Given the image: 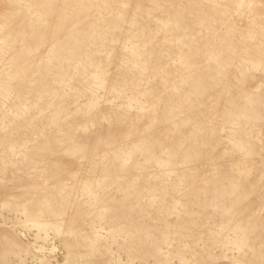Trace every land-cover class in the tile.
<instances>
[{
    "label": "rangeland",
    "instance_id": "rangeland-1",
    "mask_svg": "<svg viewBox=\"0 0 264 264\" xmlns=\"http://www.w3.org/2000/svg\"><path fill=\"white\" fill-rule=\"evenodd\" d=\"M117 2L0 0V264H264V0Z\"/></svg>",
    "mask_w": 264,
    "mask_h": 264
},
{
    "label": "bare ground",
    "instance_id": "bare-ground-1",
    "mask_svg": "<svg viewBox=\"0 0 264 264\" xmlns=\"http://www.w3.org/2000/svg\"><path fill=\"white\" fill-rule=\"evenodd\" d=\"M79 1L80 5L77 6V10L81 11V8L86 9L87 7L91 6V4H96L99 6L100 4H103V6L107 10H111L112 8L118 6L119 2L117 0H76V2ZM94 20L91 21V24H93ZM85 28V27H84ZM76 38V37H75Z\"/></svg>",
    "mask_w": 264,
    "mask_h": 264
}]
</instances>
